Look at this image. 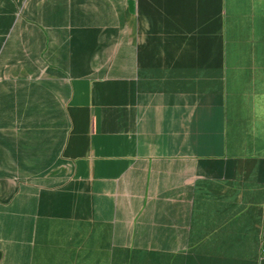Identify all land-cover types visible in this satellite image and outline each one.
Segmentation results:
<instances>
[{"label":"crops","instance_id":"1","mask_svg":"<svg viewBox=\"0 0 264 264\" xmlns=\"http://www.w3.org/2000/svg\"><path fill=\"white\" fill-rule=\"evenodd\" d=\"M0 264H264V0H0Z\"/></svg>","mask_w":264,"mask_h":264},{"label":"water","instance_id":"2","mask_svg":"<svg viewBox=\"0 0 264 264\" xmlns=\"http://www.w3.org/2000/svg\"><path fill=\"white\" fill-rule=\"evenodd\" d=\"M130 4H131V7H132V5H133V2H130Z\"/></svg>","mask_w":264,"mask_h":264}]
</instances>
